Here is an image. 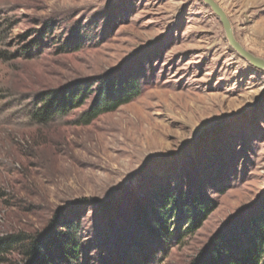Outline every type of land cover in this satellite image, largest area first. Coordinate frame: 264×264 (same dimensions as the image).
<instances>
[{"label": "rangeland", "instance_id": "374dc122", "mask_svg": "<svg viewBox=\"0 0 264 264\" xmlns=\"http://www.w3.org/2000/svg\"><path fill=\"white\" fill-rule=\"evenodd\" d=\"M215 1L264 59V0ZM105 75L141 94L88 126L87 106L32 120L40 93ZM197 198L214 211L191 233ZM263 213L264 71L202 0H0V236L70 219L77 264H191L230 218L225 235Z\"/></svg>", "mask_w": 264, "mask_h": 264}, {"label": "trees", "instance_id": "16d2710c", "mask_svg": "<svg viewBox=\"0 0 264 264\" xmlns=\"http://www.w3.org/2000/svg\"><path fill=\"white\" fill-rule=\"evenodd\" d=\"M40 35L27 46L28 53L41 47L50 36L49 27L40 30ZM73 52L80 47L73 49ZM142 84L138 77L105 75L94 81L80 80L57 89L40 93L33 101L31 118L38 126H47L87 106L75 123L88 126L102 115L116 112L130 104L141 94ZM189 211L188 230H199L214 208L202 198L192 200ZM236 219L230 218L214 234L191 264H264V213L245 221L241 229H224ZM52 221L48 228L37 235L23 233L0 236V264H12L9 257L19 253L21 261L16 264H77L81 255L78 228L70 219L58 225ZM159 235H161L159 233Z\"/></svg>", "mask_w": 264, "mask_h": 264}, {"label": "water", "instance_id": "95a60500", "mask_svg": "<svg viewBox=\"0 0 264 264\" xmlns=\"http://www.w3.org/2000/svg\"><path fill=\"white\" fill-rule=\"evenodd\" d=\"M203 3L212 11V13L220 21L225 37L230 47L238 54L244 61H246L254 69L264 71V59L257 57L251 52L247 51L237 40L232 23L215 0H202Z\"/></svg>", "mask_w": 264, "mask_h": 264}]
</instances>
